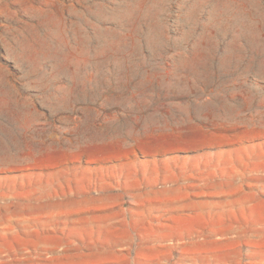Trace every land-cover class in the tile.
<instances>
[{"label":"rangeland","instance_id":"1","mask_svg":"<svg viewBox=\"0 0 264 264\" xmlns=\"http://www.w3.org/2000/svg\"><path fill=\"white\" fill-rule=\"evenodd\" d=\"M0 264H264V0H0Z\"/></svg>","mask_w":264,"mask_h":264}]
</instances>
